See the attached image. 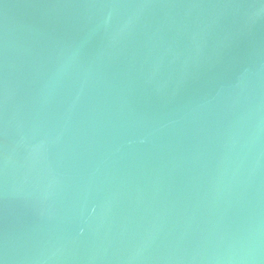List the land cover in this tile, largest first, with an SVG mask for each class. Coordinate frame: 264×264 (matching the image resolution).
I'll use <instances>...</instances> for the list:
<instances>
[{
  "label": "water",
  "instance_id": "water-1",
  "mask_svg": "<svg viewBox=\"0 0 264 264\" xmlns=\"http://www.w3.org/2000/svg\"><path fill=\"white\" fill-rule=\"evenodd\" d=\"M0 264H264V0H0Z\"/></svg>",
  "mask_w": 264,
  "mask_h": 264
}]
</instances>
